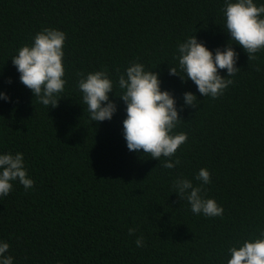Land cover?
<instances>
[{"label":"trees","instance_id":"trees-1","mask_svg":"<svg viewBox=\"0 0 264 264\" xmlns=\"http://www.w3.org/2000/svg\"><path fill=\"white\" fill-rule=\"evenodd\" d=\"M262 3L264 0H255ZM225 0H0V152H22L34 188L13 182L0 197V240L14 264H227L228 249L264 229V51L239 53L233 83L213 99L190 79L170 75L177 45L196 35L213 51L230 41ZM47 27L67 33V84L55 108L44 106L19 80L17 50ZM231 43H235L232 41ZM159 72L162 89L197 95L175 131L187 133L172 169L123 137L126 105L111 120L93 122L78 88L81 74L104 70L117 82L130 62ZM179 71V69H178ZM226 75V69L220 70ZM180 75H184L182 72ZM186 79V77H185ZM11 80V83L8 81ZM117 95V96H116ZM211 173L204 194L223 216L193 214L173 188L196 186ZM135 233L129 235V229ZM142 237L143 247L136 239Z\"/></svg>","mask_w":264,"mask_h":264},{"label":"clouds","instance_id":"clouds-1","mask_svg":"<svg viewBox=\"0 0 264 264\" xmlns=\"http://www.w3.org/2000/svg\"><path fill=\"white\" fill-rule=\"evenodd\" d=\"M222 11L225 17L223 28L230 36L229 43L213 51L196 35H191L177 45L178 67H169L170 75L190 79L197 86L199 94L213 99L223 95L233 83L230 77L240 70L236 66L239 53L233 44L241 46L250 59L264 51V2L225 0ZM66 39L65 31L54 27L44 28L35 34L31 44L19 48L11 58L20 82L46 107L58 106V95L67 84L64 64ZM225 69L226 75H221L220 70ZM181 72L184 75H180ZM114 83H118L122 90L118 97L126 105L123 137L127 149L142 151L153 159L169 158L160 160V164L167 169L175 168L180 160L177 157L173 161L171 157L188 139L187 133L175 131L182 121L180 112L185 106L196 107L197 95L191 91L183 93L184 103L178 107L173 92L162 89L159 72L147 70L143 63L136 61L130 62L117 82L104 70L81 74L78 88L93 122L111 120L118 111L117 104L109 95L114 90ZM0 100L8 102L11 97L5 91H0ZM195 179L200 181L199 186L190 179L177 178L173 184L175 193L181 199H187L193 214L223 216V206L203 192V186L211 183L210 171L201 168ZM13 182L23 185L26 191L35 185L22 152H0V197L7 196L13 190ZM134 233L135 229L130 228L129 235ZM135 242L137 247L144 246L142 237H137ZM9 248L8 242L0 240V264H14L15 258L8 254ZM228 252L230 258L227 264H264V229L260 230L259 236L231 246Z\"/></svg>","mask_w":264,"mask_h":264}]
</instances>
